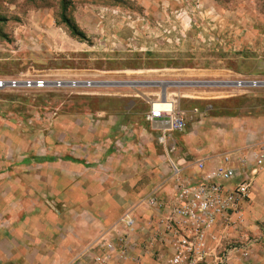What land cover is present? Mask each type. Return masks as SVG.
I'll return each mask as SVG.
<instances>
[{
  "label": "crops",
  "instance_id": "obj_1",
  "mask_svg": "<svg viewBox=\"0 0 264 264\" xmlns=\"http://www.w3.org/2000/svg\"><path fill=\"white\" fill-rule=\"evenodd\" d=\"M194 5L217 7L206 0H102L98 23L110 29L100 32L112 46L134 40L139 52L177 49L188 29L186 8ZM185 70L133 69L131 79L144 83L82 93L93 100L87 111H46L27 106V98L23 106L0 102V264H174V244L185 234L168 227L179 184L202 180L225 156L239 166L264 139V120L213 113L208 97L196 93L210 92L202 83L211 80L179 75ZM160 97L178 99L187 112L184 132H164L163 121L146 119ZM233 220L205 229L203 259L189 254L180 264H264V169ZM124 238L125 253L119 244L104 263L97 260Z\"/></svg>",
  "mask_w": 264,
  "mask_h": 264
},
{
  "label": "rangeland",
  "instance_id": "obj_2",
  "mask_svg": "<svg viewBox=\"0 0 264 264\" xmlns=\"http://www.w3.org/2000/svg\"><path fill=\"white\" fill-rule=\"evenodd\" d=\"M101 1L0 0V78L68 77L99 70L129 78L133 69L183 68L179 75L211 80L202 83L210 92L196 93L208 97L213 113L264 120V87L235 85L241 77L264 78V0H206L216 11L210 6L186 8L188 29L179 47L152 53L135 51L128 30L123 45L112 46L114 40L102 36L100 30L110 25L98 23ZM24 98L27 106L46 111H87L88 101H93L67 88L0 89V102L23 106Z\"/></svg>",
  "mask_w": 264,
  "mask_h": 264
},
{
  "label": "built area",
  "instance_id": "obj_3",
  "mask_svg": "<svg viewBox=\"0 0 264 264\" xmlns=\"http://www.w3.org/2000/svg\"><path fill=\"white\" fill-rule=\"evenodd\" d=\"M132 40V39H130ZM123 45V41L116 39L115 45ZM130 45V43H127ZM134 73V71H132ZM104 74H112L108 71H98L97 73H76L73 76H47V74L26 75L23 77L0 78V89H52L67 88L77 93L92 92L96 89L107 88L109 86L134 88L142 84L140 80L122 77H112L110 80L102 78ZM170 80H163L162 83L172 85ZM161 83V84H162ZM235 85L239 88H262L264 87V78H245L241 77L235 80ZM160 105H165L161 107ZM146 119L154 123L157 120L164 122L162 130L165 132L178 131L184 132L187 129V112L179 106L178 99L163 98L151 101L150 110L145 115ZM162 135L160 141L164 142ZM253 158L249 153L244 154L239 159V166L230 165L231 157L225 156L217 168L203 176L202 180L196 182L182 181L179 184L177 193V203L172 212L175 219L168 222V227H180L185 230L182 238L175 242V252L172 262L180 264L193 255V259H203V247L205 246V229H210L221 220L226 226L234 223L233 216L240 214L244 202L250 196L253 184V175L264 169V140L253 145ZM239 178L233 185H228ZM149 202L158 205L156 198ZM240 218L241 215H240ZM128 224H132L130 219ZM184 227V228H181ZM193 233V236H190ZM125 253L129 247L127 238L109 243L110 250L104 257H97L98 261L105 262L116 248ZM118 245V246H117Z\"/></svg>",
  "mask_w": 264,
  "mask_h": 264
},
{
  "label": "bare ground",
  "instance_id": "obj_4",
  "mask_svg": "<svg viewBox=\"0 0 264 264\" xmlns=\"http://www.w3.org/2000/svg\"><path fill=\"white\" fill-rule=\"evenodd\" d=\"M161 107H164L165 105H160Z\"/></svg>",
  "mask_w": 264,
  "mask_h": 264
}]
</instances>
